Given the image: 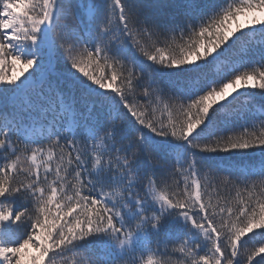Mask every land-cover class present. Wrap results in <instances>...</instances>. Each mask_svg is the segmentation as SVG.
<instances>
[{
  "label": "snow or ice",
  "instance_id": "obj_1",
  "mask_svg": "<svg viewBox=\"0 0 264 264\" xmlns=\"http://www.w3.org/2000/svg\"><path fill=\"white\" fill-rule=\"evenodd\" d=\"M258 95L264 0H0V264H264Z\"/></svg>",
  "mask_w": 264,
  "mask_h": 264
},
{
  "label": "trees",
  "instance_id": "obj_2",
  "mask_svg": "<svg viewBox=\"0 0 264 264\" xmlns=\"http://www.w3.org/2000/svg\"><path fill=\"white\" fill-rule=\"evenodd\" d=\"M245 31H248V29H245ZM257 39H259V37H257ZM242 53H234L233 55H231L227 60H223L220 62H217L216 65L214 66H209V68L207 69V75L209 79L215 78L216 80H220L221 78L223 79H227L229 76L232 75V68L235 67L236 69H238L239 71H245L248 70L246 67L247 61H244L242 59ZM22 67V65L20 63H17L16 65V71L13 72L12 68H4L2 69L3 71H5L9 76L12 75H16L19 73L20 68ZM31 71V70H29ZM27 74V73H26ZM23 77H21L22 79ZM262 90L260 89H252V88H246V89H237L235 92H233L234 96H239L240 92H256V93H260ZM231 99V97H226L223 100H218L213 107H218L220 103H227L228 100ZM244 103V98L241 97L239 100H237L235 102V106H239L242 105ZM254 103L256 105H259L261 103H264V99H262L259 95L255 98ZM211 111V110H210ZM240 123H244L243 120L240 121ZM232 195H235V193H232ZM259 231V230H257ZM255 235V233H250L248 234V236H253ZM248 237H244V239H247ZM255 245H259L261 243H264V237H260V236H256L255 240L252 242Z\"/></svg>",
  "mask_w": 264,
  "mask_h": 264
},
{
  "label": "rangeland",
  "instance_id": "obj_3",
  "mask_svg": "<svg viewBox=\"0 0 264 264\" xmlns=\"http://www.w3.org/2000/svg\"><path fill=\"white\" fill-rule=\"evenodd\" d=\"M229 91H232L231 89Z\"/></svg>",
  "mask_w": 264,
  "mask_h": 264
}]
</instances>
